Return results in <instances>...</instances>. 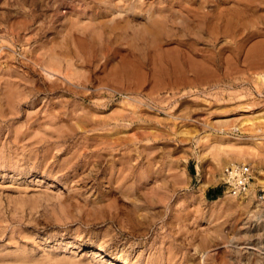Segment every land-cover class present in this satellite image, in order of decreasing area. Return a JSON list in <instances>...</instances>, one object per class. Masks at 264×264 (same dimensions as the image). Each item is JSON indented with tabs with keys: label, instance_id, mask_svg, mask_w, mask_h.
Masks as SVG:
<instances>
[{
	"label": "rangeland",
	"instance_id": "rangeland-1",
	"mask_svg": "<svg viewBox=\"0 0 264 264\" xmlns=\"http://www.w3.org/2000/svg\"><path fill=\"white\" fill-rule=\"evenodd\" d=\"M120 1L0 0V264H264V0Z\"/></svg>",
	"mask_w": 264,
	"mask_h": 264
},
{
	"label": "bare ground",
	"instance_id": "bare-ground-1",
	"mask_svg": "<svg viewBox=\"0 0 264 264\" xmlns=\"http://www.w3.org/2000/svg\"><path fill=\"white\" fill-rule=\"evenodd\" d=\"M84 1V0H83ZM119 1V0H118ZM121 2L122 1H120L119 3H117L116 2V0H85V3L87 4H85L88 8H90L91 10V12L92 13H94L95 12V14H96V16L97 15H99V14H108V13H110V15H112L113 17H115L116 15H118L117 14V12L119 11H121L120 9L121 8H123V6H121ZM123 2H125V1H123ZM128 2V1H127ZM126 3V2H125ZM132 3H134V2H132ZM125 5H128V4H125ZM135 6L136 4H132V6ZM130 7H131V5H129ZM133 6V7H134ZM128 7V6H127ZM96 10H99V12L97 13L96 12ZM125 10H127L126 8H125ZM83 11V10H82ZM163 11V10H162ZM161 11V12H162ZM85 12V11H84ZM155 12V11H154ZM149 13H150V11H149ZM152 13V12H151ZM87 14V13H86ZM91 14V13H90ZM105 14H104V16H105ZM153 14V13H152ZM151 14V15H152ZM156 14V13H155ZM160 13H158L157 15H159ZM162 14V13H161ZM160 14V15H161ZM127 15V14H126ZM150 15V14H149ZM154 15V14H153ZM88 16V15H87ZM99 18H100V15L98 16ZM108 17H110V16H108ZM88 18H91V17H88ZM93 18H94V14H93ZM153 18V17H152ZM133 19V18H132ZM95 20V19H94ZM94 20H92V22L94 21ZM97 20V19H96ZM100 20V19H99ZM155 20V19H154ZM153 20V21H154ZM91 21V20H90ZM113 22V20H109V21H105V23H104V21L103 22H98V23H94V25L97 27V26H105L108 22ZM134 21V20H133ZM152 21V20H151ZM95 22H97V21H95ZM158 22V21H157ZM164 21H162V23H163ZM90 23V22H89ZM133 23V22H132ZM113 24H115V23H113ZM157 24V23H156ZM164 24V23H163ZM111 25V24H110ZM117 25H118V23H117ZM87 26V25H86ZM157 26V25H156ZM98 27V28H99ZM160 27V26H159ZM117 28V27H116ZM67 29V28H66ZM108 29V28H107ZM159 29V28H158ZM110 31V30H109ZM112 33V32H111ZM91 34V33H90ZM152 34V33H151ZM264 37V36H263ZM2 54V53H1ZM49 60V59H48ZM45 65V64H44ZM43 66V65H42ZM47 67V66H46ZM51 68V67H50ZM52 69H54V67L52 68ZM58 70V69H57ZM48 71H46V73H47ZM54 72V71H53ZM52 72V73H53ZM49 73H51L50 71H49ZM51 73V75L50 76H52L53 74ZM68 74V73H67ZM46 76H49L48 74L46 75ZM61 76V75H60ZM63 77V76H62ZM65 77V76H64ZM71 78V77H70ZM66 79V78H65ZM66 80H68V79H66ZM261 80H264V76H262L261 77ZM246 82V81H245ZM127 105V104H126ZM252 105H254V106H256L254 103L252 104ZM252 107V106H251ZM256 120H258V119H256ZM261 120H263L262 122H263V124H264V119H261ZM259 121V120H258ZM224 123V122H223ZM258 123V122H257ZM256 123V124H257ZM225 124V123H224ZM250 124H252V123H250L248 120H246L245 122H242L241 123V127H240V129L238 130V132H240V131H242L244 128H246L247 126H250ZM255 124V122L251 125V127L253 126ZM222 130V129H221ZM228 132V131H227ZM262 136H264V135H255V140H258V138L259 137H261V138H263ZM217 137V136H216ZM241 137V136H240ZM250 137V136H249ZM251 137H254V136H251ZM223 138V137H222ZM241 138H243V137H241ZM217 139H220V138H217ZM252 140V139H251ZM259 140H262V139H259ZM221 141V140H220ZM219 141V142H220ZM228 141V140H227ZM231 141V140H230ZM245 141V140H244ZM250 141V140H249ZM256 143V145L258 146L259 145V143H257V142H255ZM254 144V143H253ZM261 144V143H260ZM230 145V144H229ZM255 145V146H256ZM235 146V145H234ZM260 146V145H259ZM262 146V145H261ZM260 146V147H261ZM264 146V145H263ZM262 146V147H263ZM256 148V147H255ZM231 149V148H230ZM251 149V148H250ZM232 150V149H231ZM258 150V149H257ZM262 150V149H261ZM260 150V151H261ZM241 152V151H240ZM260 153V152H259ZM262 153V152H261ZM236 160V159H235ZM232 163V162H231ZM122 164V163H121ZM244 163L243 162H241V165H243ZM235 166V165H234ZM234 166H232V167H234ZM230 168V167H229ZM120 169V168H119ZM122 171H124V169H122ZM120 172V171H119ZM253 173V171H251V174ZM225 174V173H224ZM122 176H124V175H122ZM252 177H253V181L251 182V185H250V189L253 187V189L254 190H252L253 192H255V187H257V185L258 184H263L264 185V181H261V180H257V183H256V185H253V182H254V173L252 174ZM225 178H226V176H225ZM227 180V179H226ZM249 192H250V190H249ZM248 192V193H249ZM227 193H229L230 194V192H229V190L227 191ZM247 193V194H248ZM247 194H245L244 196H246ZM230 195H232V194H230ZM233 196V195H232ZM244 196H242V198L244 197ZM255 197H257V193H256V195H254ZM234 197V196H233ZM236 197V196H235ZM236 199V198H235ZM221 201V200H220ZM222 201H223V199H222ZM233 204V203H232ZM235 204H236V202H235ZM225 205V204H224ZM234 206V205H233ZM235 206H237V205H235ZM215 207V206H214ZM258 209H259V205H257L256 206ZM234 208V207H233ZM232 208V209H233ZM260 210V209H259ZM257 212V211H256ZM148 216V215H147ZM173 219V218H172Z\"/></svg>",
	"mask_w": 264,
	"mask_h": 264
},
{
	"label": "built area",
	"instance_id": "built-area-1",
	"mask_svg": "<svg viewBox=\"0 0 264 264\" xmlns=\"http://www.w3.org/2000/svg\"><path fill=\"white\" fill-rule=\"evenodd\" d=\"M224 173L227 179L225 185L230 194L236 197H242L249 192L251 182L253 181L249 165H235L234 167L227 168ZM258 199L264 201V195L259 194Z\"/></svg>",
	"mask_w": 264,
	"mask_h": 264
}]
</instances>
